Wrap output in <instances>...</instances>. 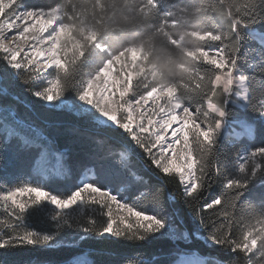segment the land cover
Masks as SVG:
<instances>
[{
  "label": "snow or ice",
  "instance_id": "6c2138e0",
  "mask_svg": "<svg viewBox=\"0 0 264 264\" xmlns=\"http://www.w3.org/2000/svg\"><path fill=\"white\" fill-rule=\"evenodd\" d=\"M18 86L71 120L46 133L21 118L7 103ZM0 94V264L29 247L68 249L63 264H132L99 258L91 245L105 239L167 240L181 257L136 264H264V0H0ZM61 127L78 134L76 159L97 179L66 195L13 183L10 151L37 174L72 171V153L57 150ZM133 157L151 174L138 175ZM124 185L149 205L121 195ZM197 241L222 257L180 250Z\"/></svg>",
  "mask_w": 264,
  "mask_h": 264
},
{
  "label": "trees",
  "instance_id": "16d2710c",
  "mask_svg": "<svg viewBox=\"0 0 264 264\" xmlns=\"http://www.w3.org/2000/svg\"><path fill=\"white\" fill-rule=\"evenodd\" d=\"M49 0H24V3L33 6L42 3H47ZM172 2L179 3L180 0H172ZM249 67H245L242 70L247 74L250 71L251 64ZM92 68V58L84 62L82 66L75 69L77 77L80 73L88 72ZM13 95L20 97L19 101L13 100L11 96L8 97L7 103H9L16 111L17 115L21 118H26L33 121L35 125L46 133L56 131L55 127L50 125L61 124L71 120V117L67 115V110L64 112H57L49 110L46 107H42V102L35 100L27 92L24 91L22 86L11 90ZM4 97L0 94V104H3ZM234 139V137H230ZM255 141H247L251 144ZM78 134H71L64 131L63 127L60 128V136L57 144L58 151H64L65 148L69 149L72 153V159L67 160L66 163L71 164L72 171L67 175L45 177L43 175H36L32 169L30 158L24 154H16L14 151H10L8 154L9 164L7 167V173L9 174L12 182H16L15 178L18 177L20 180H29L32 183H41L45 185L46 190L53 194L66 195L74 189L76 184H79V179L82 174H86L85 178L89 181L97 179L94 172H89L85 167L81 165H87L89 161L79 160L76 157L79 155L78 149ZM137 162V173L143 176L145 173L151 174V168L146 160L133 157ZM3 175V173H0ZM115 184V182H113ZM166 187L172 193V197L175 198L176 208L179 210V214L184 218L185 221L190 222V215L188 210L185 209L180 202V190L175 180L167 179ZM216 186L213 185V188ZM120 194L124 195L127 199H135L138 206L147 207L150 203L149 200L143 197H132L131 187L128 185L121 186ZM216 192L212 188L208 189L205 194V199H210ZM85 214H93L92 211H86ZM207 214V212L205 213ZM0 218H3L2 209H0ZM254 222V221H252ZM34 227L39 230L46 231L48 229V222L46 218L44 220L37 219L36 217L31 218L29 221ZM94 249L101 252L99 258L105 260H112L119 262L125 257H132V264H136V261L145 259L148 257H160L167 260H177L180 258L177 254L175 246L167 240H156L143 247L128 246L123 243L115 242L114 240L105 239L100 242H92L91 245ZM181 251L196 252L199 256L210 260H215L218 257H222V253L213 248L211 245L207 247L203 243L197 241L193 242L187 247L184 245L180 246ZM142 254V255H141ZM69 258V250H41L32 248H23L17 250L14 255L6 256L5 259L9 261V264H63V261ZM97 258V257H92Z\"/></svg>",
  "mask_w": 264,
  "mask_h": 264
},
{
  "label": "rangeland",
  "instance_id": "374dc122",
  "mask_svg": "<svg viewBox=\"0 0 264 264\" xmlns=\"http://www.w3.org/2000/svg\"><path fill=\"white\" fill-rule=\"evenodd\" d=\"M65 110H66V109H65ZM53 163H55V161H53ZM65 163H66V161H65ZM34 173H35L36 175H43V176H45V177H49L50 175H53V176H60V177H62V176L64 175V174L56 175L55 172H52L51 174H48V173H45V174H37V173L34 171ZM85 177H86V174H82V175H81V178L79 179V182H78V183L80 184V183H82V182H84V181H86V180L89 181L88 178H85ZM86 211H91V209H85L84 212H86ZM180 258H181V257H180ZM180 258H178V259H180ZM178 259H177V260H178ZM36 264H38V263H36Z\"/></svg>",
  "mask_w": 264,
  "mask_h": 264
}]
</instances>
